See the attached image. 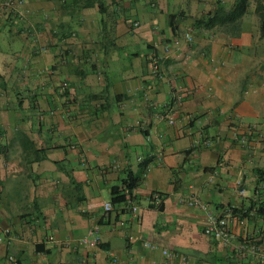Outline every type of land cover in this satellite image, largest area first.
<instances>
[{
	"label": "crops",
	"instance_id": "obj_1",
	"mask_svg": "<svg viewBox=\"0 0 264 264\" xmlns=\"http://www.w3.org/2000/svg\"><path fill=\"white\" fill-rule=\"evenodd\" d=\"M234 1L26 0L29 14L0 15V264H264V37L254 3L241 30L202 23ZM177 37L153 73L148 55ZM182 193L232 208L236 239L206 235ZM95 227L101 244L84 246ZM254 239L260 253L241 255Z\"/></svg>",
	"mask_w": 264,
	"mask_h": 264
},
{
	"label": "built area",
	"instance_id": "obj_2",
	"mask_svg": "<svg viewBox=\"0 0 264 264\" xmlns=\"http://www.w3.org/2000/svg\"><path fill=\"white\" fill-rule=\"evenodd\" d=\"M31 9L26 4V0H0V15L3 17H9L11 19L23 17L26 14H29ZM34 31L33 29H31ZM30 30V31H31ZM35 33V31H34ZM185 41L190 44L193 42V35L190 31L185 32L184 34ZM37 41V39H36ZM39 44V43H38ZM181 39L179 37L174 38L173 41L167 44L164 48L163 54H157L156 52H151L148 55V60L150 62V67L153 73H157L159 70L161 60H165L171 57V54L178 48H180ZM47 50L46 44H39L38 51L45 52ZM68 86L67 82H64L61 86V91H64ZM182 94L177 95V101L182 102ZM168 119L170 123L175 122V117L172 114H168ZM205 144H210V140H206ZM240 193L245 195V189H241ZM162 194L160 192H153L149 197V203L154 206L156 209L159 208L162 204ZM178 202L183 203L193 207H199L204 213L206 222L204 225V233L208 236L214 237L218 240H221L224 243H231L236 239V234L232 231L229 222V216L232 214V208H228L226 212H218L213 209L208 202L203 200L200 196L194 193L189 194H180L178 196ZM105 209H112V204L107 202L105 203ZM139 207L137 205L132 206V210L137 212ZM98 228L95 227L89 231V235L84 236L81 239V243L86 247H95L101 244V239L99 235L95 234ZM0 241H2V236L0 235ZM145 245L152 246L149 242H145ZM164 254L168 256H173L172 252L168 249L163 250ZM238 252L241 255H245L248 252L260 253L259 246L257 241L248 240L245 242H240L238 244ZM185 260L186 258L183 257Z\"/></svg>",
	"mask_w": 264,
	"mask_h": 264
},
{
	"label": "trees",
	"instance_id": "obj_3",
	"mask_svg": "<svg viewBox=\"0 0 264 264\" xmlns=\"http://www.w3.org/2000/svg\"><path fill=\"white\" fill-rule=\"evenodd\" d=\"M66 1L67 0H63L62 2L63 6L66 4ZM69 1L70 0H68V3ZM73 1H77V0H73ZM85 1H86L85 4L87 6L98 4L99 9H100V5L102 4V0H85ZM252 3L255 4L254 13L259 18V27H260L261 36L264 37V0H235L233 5L229 8H226L224 6H218L207 17L205 21H202V23L207 28L224 24L229 26L232 30H241L242 18L244 15H246L249 12ZM262 173L264 174V170L261 171V174ZM138 182H139V176L136 177L130 176L125 180V185L128 187V189H133L138 185ZM119 190H120L119 186L112 188L113 193L115 192L117 193ZM160 207L157 209H160ZM262 211H264L263 204L259 209V212Z\"/></svg>",
	"mask_w": 264,
	"mask_h": 264
},
{
	"label": "rangeland",
	"instance_id": "obj_4",
	"mask_svg": "<svg viewBox=\"0 0 264 264\" xmlns=\"http://www.w3.org/2000/svg\"><path fill=\"white\" fill-rule=\"evenodd\" d=\"M0 35H1L0 45L4 43V46H5V44H6L5 41L8 43L9 37L5 33H3V32H0Z\"/></svg>",
	"mask_w": 264,
	"mask_h": 264
}]
</instances>
